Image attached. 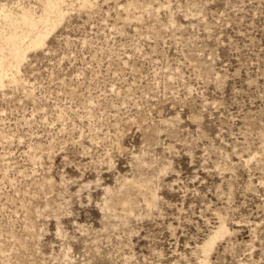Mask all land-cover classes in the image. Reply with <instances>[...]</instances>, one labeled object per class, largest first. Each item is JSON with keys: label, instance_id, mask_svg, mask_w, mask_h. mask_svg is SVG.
<instances>
[{"label": "rangeland", "instance_id": "rangeland-1", "mask_svg": "<svg viewBox=\"0 0 264 264\" xmlns=\"http://www.w3.org/2000/svg\"><path fill=\"white\" fill-rule=\"evenodd\" d=\"M81 2L0 87V264H264V0Z\"/></svg>", "mask_w": 264, "mask_h": 264}, {"label": "bare ground", "instance_id": "bare-ground-1", "mask_svg": "<svg viewBox=\"0 0 264 264\" xmlns=\"http://www.w3.org/2000/svg\"><path fill=\"white\" fill-rule=\"evenodd\" d=\"M66 0H41V7L17 4L8 7L0 3V87L6 80L17 82L21 65L31 50L41 48L57 23L63 18ZM88 0H82L86 5ZM227 227L223 221L207 235L200 245L208 256L220 233ZM206 256V258H207Z\"/></svg>", "mask_w": 264, "mask_h": 264}]
</instances>
